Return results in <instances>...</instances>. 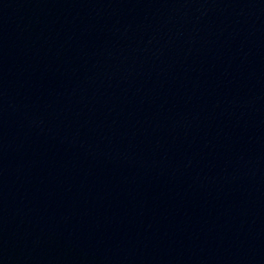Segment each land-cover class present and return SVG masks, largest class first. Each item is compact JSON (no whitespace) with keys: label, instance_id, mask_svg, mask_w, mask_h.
<instances>
[{"label":"water","instance_id":"1","mask_svg":"<svg viewBox=\"0 0 264 264\" xmlns=\"http://www.w3.org/2000/svg\"><path fill=\"white\" fill-rule=\"evenodd\" d=\"M0 264H264V0H0Z\"/></svg>","mask_w":264,"mask_h":264}]
</instances>
